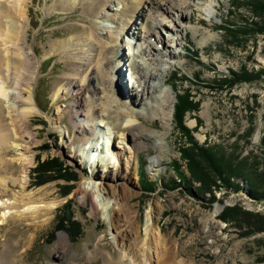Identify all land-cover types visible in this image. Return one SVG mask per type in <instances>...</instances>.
<instances>
[{"label":"rangeland","instance_id":"obj_1","mask_svg":"<svg viewBox=\"0 0 264 264\" xmlns=\"http://www.w3.org/2000/svg\"><path fill=\"white\" fill-rule=\"evenodd\" d=\"M53 1L32 0L28 5L31 16L29 42L35 46L36 55L43 60L35 94L40 113L30 121L31 131L37 134L35 143L31 144L35 161L30 173L31 186L27 191L19 185L14 189H0V264H119L116 231L112 225L113 210L118 208L116 201L124 206V216H136L142 237H145L148 214L155 211L156 227L164 241L162 245L159 239L152 238L147 264H164L172 254L176 256L172 264H264V201L249 196L252 178L245 174L221 180L212 164L202 156L193 155V147L191 144L189 146L184 135H180L174 117L176 106L188 97L191 103L197 105V110L186 113L184 124L200 146L214 147L223 163L226 162L223 160L225 156L227 162L236 161L238 155L240 159L250 156L251 162L256 157H262L264 78L253 82L234 83L231 80V71L240 74L244 69L250 73L264 69V34L258 32V25L249 23L252 20L262 22L261 12L258 11L260 8L251 5L234 8L233 3H237V0L189 1L183 6V11L191 17V21L187 19L190 28H187V35L186 32L181 35V38L186 35L183 44L171 48L176 53L174 59L169 65L162 66L169 67L167 86L172 89L169 110L173 112V118L172 129L167 136L168 145L161 150L153 147L152 141H147L146 149L139 153L137 159V175L133 173L129 182L120 177L116 181L108 178L105 186L107 197L99 188L102 180L98 182L92 176L95 165L101 161L107 162L111 154L107 156L104 153L107 157L105 160L100 157V150L87 154L78 151V138L69 112L73 96L57 102L53 99L54 91L68 71L66 62L59 54L46 58V50L51 43L79 34L91 18L84 14L81 7L69 12H48ZM168 3L157 6L167 7ZM110 12L106 11L95 19L96 24L114 28V23L107 17ZM173 18L177 22L184 20L176 10ZM229 23L241 27L239 30L244 33L241 39L236 40L221 30ZM177 27H172L173 32ZM209 34L214 35V39L204 41ZM131 38H124L121 49L123 57L124 53L132 56V51L138 46H135L138 39ZM165 38L169 41L167 35ZM150 41L160 43L155 39ZM50 59L54 60L51 67L48 65ZM125 63L130 62L125 59ZM157 66L160 64L154 65ZM127 71L124 73H131L130 68ZM163 77L165 74L159 76L156 83ZM128 78L123 83H128ZM117 84L121 91L122 82L117 80ZM119 91L116 90V94L119 95ZM58 112L63 121L55 127L52 120ZM140 121L164 131L160 119ZM123 122L124 117L119 121L116 115L109 116L114 131ZM32 140L28 136L29 143ZM67 140H70L69 146L65 144ZM184 147L188 148L186 159L189 162L182 158L180 150ZM123 155L130 156L126 150ZM92 156L101 161L94 164ZM38 159H59L66 168L67 176L76 178L70 181L37 178L34 171L38 167ZM153 160H158L160 166L154 165ZM121 161L125 164L124 169H127L124 157H121ZM188 163L193 170L187 168ZM111 166L114 168L111 171L106 169V172H110L107 173L109 176H113L119 167L114 163ZM179 173L186 177L182 182ZM1 176L0 181L3 179ZM80 186L88 189L93 196L80 201L76 196ZM125 188L129 196L125 194ZM39 190L52 193L43 202L50 204L51 211L42 217L38 215L35 220L32 218L34 213L27 212L25 217H21L24 208H14L15 197H21L19 193L41 194ZM65 192H68L67 195H64ZM2 201H8L13 207L1 206ZM94 201L99 206L96 214L93 213ZM218 208L220 211L215 218L213 214ZM69 219L72 222H68ZM33 221L41 223L35 227ZM76 223H80L81 234L73 239L70 228ZM64 225L68 230L63 229ZM61 234L67 235L69 246L58 253ZM121 264L132 262L126 259Z\"/></svg>","mask_w":264,"mask_h":264},{"label":"bare ground","instance_id":"obj_2","mask_svg":"<svg viewBox=\"0 0 264 264\" xmlns=\"http://www.w3.org/2000/svg\"><path fill=\"white\" fill-rule=\"evenodd\" d=\"M31 1L0 0V175L3 178L0 181V189L4 190L17 188L19 185L22 190L27 191L31 186L30 173L35 161L31 144L35 143L37 134L31 131L30 121L40 113L35 94L43 60L36 55L35 46L29 42L31 16L28 5ZM189 1L199 0H54L47 10L69 12L81 7L84 14L91 18L79 34L51 43L46 50V58L59 54L66 62L68 71L54 91L53 99L57 102L73 96L69 112L75 136L78 138V151L87 154L100 150V157L105 160L107 157L104 153L107 156L111 154L107 162H102L99 158L94 159V154V157L92 156L93 163L101 161L95 165L92 177L98 182L104 181H101L102 184L100 182L99 188L105 195L108 178L116 181L120 177L129 182L133 173L137 175V159L139 153L146 149L147 141H152V146L161 150L168 145L167 136L168 131L172 129L173 118V112L169 110L172 89L167 86L166 75L169 67L162 66L169 65L176 56L171 48H177L185 41L187 28H190L187 19L191 21V17L183 11V6ZM166 2H169L167 7L157 6L165 5ZM175 10L184 20L175 21ZM106 11H112L107 17L114 23V28L96 24L95 19ZM176 26L178 27L173 32L172 27ZM194 31L198 33L197 29ZM183 33L186 35L181 38ZM166 35L169 41L165 38ZM126 37L138 39L139 42L135 44L138 46L132 51V56H126L124 53L123 57L121 49ZM152 39L159 40L160 43L151 42ZM212 39L214 35L209 34L204 41ZM125 59L130 63H125ZM155 64L160 66L154 67ZM129 68L131 73L125 74L124 71H129ZM164 74L165 77L156 83V79ZM125 78H128L126 84L123 83ZM117 80L123 85L119 95L116 94L114 86ZM112 114L116 115L119 121L124 117V122L116 131L109 123V116ZM140 119H160L164 131L149 127ZM52 121L55 127L61 123V113L55 114ZM28 136L32 137V143H29ZM69 141L65 143L66 146L70 145ZM125 150L130 156L123 155ZM121 157L126 160L127 169H124L125 164L123 165ZM89 159L91 160V157ZM112 163L119 167L116 168L117 174L109 176L107 173L113 168ZM152 163L160 166L158 160H153ZM106 169L109 171L106 172ZM113 190L115 192V189ZM39 192L41 194L19 193L21 197H15L14 208H24L21 217H25L27 212L34 213L32 218L35 220L38 215L42 217L49 214L51 206L43 202L49 199L52 193L44 190ZM125 194L129 196L127 188ZM91 195L92 193L83 186L76 192L77 198L82 202ZM116 204L118 208L113 210L112 225L116 231L119 264L126 259L131 260L132 264H147L151 255L152 238L159 239L161 244L164 241L161 231L156 227L155 211L149 212L145 237H142L136 216H124V206L119 205L118 201ZM2 205L13 207L8 201H2ZM98 210L99 206L94 201L93 213H98ZM219 211L218 208L213 214L215 218ZM39 223L41 222L33 221L32 225L36 227ZM68 246L67 235L61 234L58 253L66 250ZM175 257L173 254L169 256V264L174 263Z\"/></svg>","mask_w":264,"mask_h":264},{"label":"trees","instance_id":"obj_3","mask_svg":"<svg viewBox=\"0 0 264 264\" xmlns=\"http://www.w3.org/2000/svg\"><path fill=\"white\" fill-rule=\"evenodd\" d=\"M234 8L237 7V9H240L242 6H248L251 5L254 8H260L261 16H262V22L259 23L255 20H252L249 22L248 20H245L249 23H253V25H258L259 29L258 32L261 34H264V0H237V3H233ZM255 11V10H254ZM244 21V22H245ZM255 21V22H254ZM245 27H247V23L245 22ZM244 27V28H245ZM241 28V27H240ZM239 27L237 25L229 23L226 24L224 27L222 26L223 31H226L229 35H232L233 38L241 39L244 35L243 30L240 31ZM49 67H51L54 64V60L48 61ZM55 66V65H54ZM232 78L231 79L234 83L235 82H253L256 80H261L264 78V69L259 71H252L251 73L247 70H243L242 73H235L232 72ZM192 100H190L188 97L186 100H181L180 104L176 106V114H175V120H176V126L177 129L180 132V135L187 139L190 144L192 145L191 152H193L194 156H202L206 161H208L210 164H212V168L219 172L220 179H228L229 177H241L245 174L252 178V189L248 191L249 196L252 199L258 200V201H264V138L262 139V147H263V155L262 157H256L255 161L251 162V157H242L240 159V155L236 158L235 164L234 161L227 162V157L223 158V160H226V162H222L221 157L216 154V150L214 147H204L200 146L196 141L193 140L191 132L189 128L186 127L184 124V117L186 113L190 111L197 110V105H194L191 103ZM196 150V151H195ZM215 150V151H214ZM182 154V158L185 160L188 152V148L184 147L180 150ZM195 152V153H194ZM224 156V155H223ZM187 160V159H186ZM38 167L35 169L34 173L36 174L37 178L44 177L45 181H52V180H58V179H64L66 181H70L71 179H75L76 177H68L65 173L66 168L64 167L63 163L59 159H48L45 161H41V159H38ZM187 162H189L187 160ZM221 163V164H220ZM176 164V163H175ZM187 168L189 170H193L191 164L188 163ZM180 174V173H179ZM178 174V175H179ZM247 177V178H249ZM186 177L183 175H179L180 181L182 179H185ZM221 179V180H222ZM144 181V180H143ZM149 184L148 181H144ZM182 182V181H181ZM202 182V180H201ZM41 184V183H40ZM145 183H143L144 185ZM239 188V187H238ZM260 188V189H258ZM68 192H65L64 195H67ZM72 220V218H71ZM70 219L68 220L71 221ZM224 221L228 222L229 219L223 218ZM72 222V221H71ZM80 223L73 224V226L70 228L73 231L70 233L71 236H73V239L80 236L81 234V227L79 225ZM63 229H67V225L63 226ZM68 230V229H67Z\"/></svg>","mask_w":264,"mask_h":264}]
</instances>
